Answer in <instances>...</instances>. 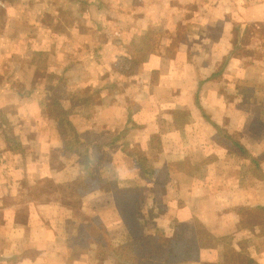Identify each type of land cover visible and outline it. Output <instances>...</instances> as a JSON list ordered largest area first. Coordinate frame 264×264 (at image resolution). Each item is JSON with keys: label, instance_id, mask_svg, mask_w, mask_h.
<instances>
[{"label": "crops", "instance_id": "0c3cea01", "mask_svg": "<svg viewBox=\"0 0 264 264\" xmlns=\"http://www.w3.org/2000/svg\"><path fill=\"white\" fill-rule=\"evenodd\" d=\"M0 264H264V0H0Z\"/></svg>", "mask_w": 264, "mask_h": 264}, {"label": "trees", "instance_id": "16d2710c", "mask_svg": "<svg viewBox=\"0 0 264 264\" xmlns=\"http://www.w3.org/2000/svg\"><path fill=\"white\" fill-rule=\"evenodd\" d=\"M60 119H61L60 120V124L62 123L61 125H66V126H69L70 125V123L67 121V116L66 115L64 117H61ZM62 132L64 134L65 131L63 130Z\"/></svg>", "mask_w": 264, "mask_h": 264}]
</instances>
